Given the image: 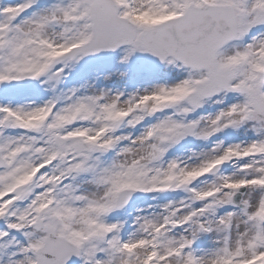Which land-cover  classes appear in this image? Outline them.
<instances>
[{
  "label": "snow or ice",
  "instance_id": "6c2138e0",
  "mask_svg": "<svg viewBox=\"0 0 264 264\" xmlns=\"http://www.w3.org/2000/svg\"><path fill=\"white\" fill-rule=\"evenodd\" d=\"M0 264H264V0H0Z\"/></svg>",
  "mask_w": 264,
  "mask_h": 264
}]
</instances>
